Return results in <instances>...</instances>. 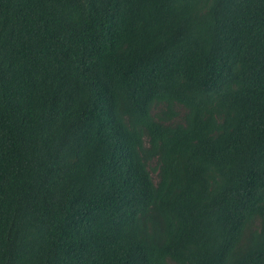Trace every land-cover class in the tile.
<instances>
[{"label":"trees","instance_id":"16d2710c","mask_svg":"<svg viewBox=\"0 0 264 264\" xmlns=\"http://www.w3.org/2000/svg\"><path fill=\"white\" fill-rule=\"evenodd\" d=\"M264 264V0H0V264Z\"/></svg>","mask_w":264,"mask_h":264},{"label":"rangeland","instance_id":"374dc122","mask_svg":"<svg viewBox=\"0 0 264 264\" xmlns=\"http://www.w3.org/2000/svg\"><path fill=\"white\" fill-rule=\"evenodd\" d=\"M169 264H172V263H169Z\"/></svg>","mask_w":264,"mask_h":264}]
</instances>
